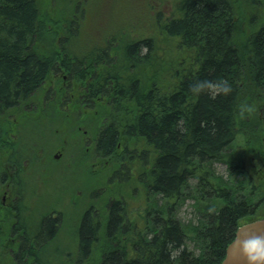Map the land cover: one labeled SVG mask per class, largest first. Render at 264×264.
Wrapping results in <instances>:
<instances>
[{"label":"trees","instance_id":"16d2710c","mask_svg":"<svg viewBox=\"0 0 264 264\" xmlns=\"http://www.w3.org/2000/svg\"><path fill=\"white\" fill-rule=\"evenodd\" d=\"M170 1H139L134 19L87 55L68 46L80 25L70 7L71 19L51 28L40 0H0V264H221L252 221L241 220L249 208L239 187L249 181L238 176L237 152L242 140L263 156L264 0ZM58 72L70 73L68 87L47 92ZM197 81L210 83L196 93ZM20 110L25 125L50 115L62 147L70 134L88 137L94 166L107 170L103 185L116 188L93 190L101 200L79 216L73 252L50 249L61 213L32 223L33 196L20 199L18 187L2 203L13 165L22 171L33 158L3 127Z\"/></svg>","mask_w":264,"mask_h":264},{"label":"rangeland","instance_id":"374dc122","mask_svg":"<svg viewBox=\"0 0 264 264\" xmlns=\"http://www.w3.org/2000/svg\"><path fill=\"white\" fill-rule=\"evenodd\" d=\"M139 1L141 0H40L47 14L50 12V17H55L52 26L50 25L51 28H56L55 25H57L59 21H64V19L67 21L68 18L71 19L70 17L73 16V14H70V11H68L69 7L72 9L71 13L75 12L74 14L78 15V23L80 24L78 36L76 40H74V44L72 43V45L69 44L68 46L75 49L78 54L87 55L96 52L101 47L104 38L108 37V29L112 26L115 27L119 24H123L120 22L125 18L130 20L134 19L133 15H135V10L138 12L141 10L138 6ZM170 2L169 0V3ZM82 3L83 5L85 4L86 8L81 5ZM69 14L70 16L68 17ZM134 23V26H137L138 22ZM55 76L56 75H53L51 79L53 80ZM51 79L46 83V87L50 84ZM56 86H58V84H56ZM47 89L50 88L48 87ZM14 115H17V117L15 119L8 118V121L5 120L3 122L5 126L3 127L11 126L12 130L18 131L17 135L15 134L16 136L14 137L16 141L15 149L17 150L18 148L21 152L24 150L28 153H32L33 158H29L27 165L23 166L22 171L24 173L21 170L19 171L18 165H13L10 170L12 178L5 174L4 180L10 178L18 185V189L21 190L20 199H24L25 196L26 198H31L33 196L32 206L34 211L33 213L31 212L33 215L31 214L29 218L32 220V223L34 219L33 216L42 215L44 218L45 215L43 214L46 213L62 214L61 230L50 249L51 252H54L55 247L58 249H71L74 245L73 234L78 231L79 225L77 226V223L82 211L92 206L90 204H99L101 200L94 199L96 196L94 198L92 197L93 190L95 188H97L96 191L103 190L109 196L116 188L115 186L107 187L108 182L104 184L106 186L103 185L102 179H106L107 176L105 165L103 167L100 165L94 166L95 160L90 157L87 149L88 143L82 134L79 135L77 139H75L76 135L74 133L70 134L72 139L68 137L62 147V138L60 137V145V139L58 138L59 134L53 133L50 130L52 126L55 125L50 115L47 116L44 114L41 116L39 114L41 119L37 124L28 122L26 125L23 123L25 120L21 118L23 115L21 110L14 113ZM49 130L50 132H48ZM46 132V140L41 139V133L45 134ZM80 139H83L82 150L80 148L79 150H74V147L79 145ZM261 141L264 143V134L261 136ZM238 146L237 153L241 155L247 166H250L253 158L260 157L261 152H252V150H250L251 148H247L242 140L239 142ZM58 152H63L61 160H56L54 158L55 155H58ZM262 157L264 158V149ZM217 168L220 173L225 172V165L218 164ZM260 179L262 180L261 177ZM21 182H25L26 184L25 195L22 191ZM263 185L264 184L261 186ZM192 211L193 209L191 206L187 204L182 209L180 218L188 222L190 218L192 219ZM42 221L43 219L40 221V224ZM39 228L43 230L44 227L41 224ZM4 241V232L2 228H0V246ZM75 250L76 248H73L71 251L73 252ZM2 264L13 263H8L5 258Z\"/></svg>","mask_w":264,"mask_h":264},{"label":"flooded vegetation","instance_id":"af4514ba","mask_svg":"<svg viewBox=\"0 0 264 264\" xmlns=\"http://www.w3.org/2000/svg\"><path fill=\"white\" fill-rule=\"evenodd\" d=\"M69 74L70 73L68 72H58L55 78L50 81V87H49L50 89H48L47 92H50V90L52 89L55 90L56 84L60 85L61 88L64 87L67 88ZM95 84H98V82H96ZM86 140H88V137L86 138ZM262 145H264L263 142ZM56 156H58V158H56ZM62 157H63V152L62 153L58 152V155L54 156L56 160H61ZM27 163L28 160L25 161L24 166L27 165ZM9 167H12V165H10ZM239 171L240 172H238L239 174L238 176L242 178L246 177L248 178L249 181L248 184H245L243 187L242 186L239 187L242 198L246 202V205L249 208L247 213L241 217V220L250 221V220L264 219V185L261 186L262 184H264V158L263 157L260 158L259 156L253 158L250 166H247L245 161L242 159V163ZM256 176L258 179L256 178ZM260 177L262 178V180L260 179ZM17 187L18 185L12 180L7 184V188L2 192V197H1L3 205H6L7 198L14 194L12 189H15ZM249 198H251V200Z\"/></svg>","mask_w":264,"mask_h":264},{"label":"water","instance_id":"95a60500","mask_svg":"<svg viewBox=\"0 0 264 264\" xmlns=\"http://www.w3.org/2000/svg\"><path fill=\"white\" fill-rule=\"evenodd\" d=\"M246 241L264 242V219L253 220L238 227L234 239L226 248L221 264H249L244 250Z\"/></svg>","mask_w":264,"mask_h":264},{"label":"clouds","instance_id":"9594fccd","mask_svg":"<svg viewBox=\"0 0 264 264\" xmlns=\"http://www.w3.org/2000/svg\"><path fill=\"white\" fill-rule=\"evenodd\" d=\"M208 83L210 82L197 81L192 85V90L196 93L202 92L206 89ZM216 87L227 92L230 86L226 81H220ZM209 211H212V209H209ZM244 250L247 253L249 264H264V242L246 241Z\"/></svg>","mask_w":264,"mask_h":264},{"label":"bare ground","instance_id":"6f19581e","mask_svg":"<svg viewBox=\"0 0 264 264\" xmlns=\"http://www.w3.org/2000/svg\"><path fill=\"white\" fill-rule=\"evenodd\" d=\"M76 53V52H75ZM24 105V104H23ZM137 155V154H136ZM128 176V175H127ZM127 183V182H126ZM94 198V197H93ZM98 199V197H96ZM94 198V199H96ZM93 201V200H92ZM97 203V202H96ZM90 205H93V204H90ZM25 206V205H24ZM96 206V205H95ZM89 207V206H88ZM134 207V206H133ZM92 213V212H91ZM191 219V218H190Z\"/></svg>","mask_w":264,"mask_h":264}]
</instances>
